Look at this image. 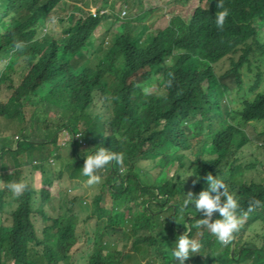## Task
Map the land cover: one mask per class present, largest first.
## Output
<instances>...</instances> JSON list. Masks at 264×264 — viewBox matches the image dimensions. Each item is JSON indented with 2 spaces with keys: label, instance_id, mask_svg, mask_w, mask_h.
<instances>
[{
  "label": "trees",
  "instance_id": "obj_1",
  "mask_svg": "<svg viewBox=\"0 0 264 264\" xmlns=\"http://www.w3.org/2000/svg\"><path fill=\"white\" fill-rule=\"evenodd\" d=\"M150 1L152 14L158 1ZM201 1L208 7L156 33L135 26L142 42L130 29L148 13L121 18L129 0H0V122L17 127L11 141L0 125V264H78L83 249L76 258L72 250L83 239L86 264H177L171 249L183 224L194 240L200 232L201 246L185 264H264V91L256 93L264 80L259 68L250 78L264 61V0H223L222 29L216 0ZM62 9L71 22L64 38L42 35ZM105 28L111 43L92 48ZM63 132L67 163L56 153ZM100 146L123 153V163L97 170L102 190L91 201L71 196L84 156ZM206 173L240 206L234 240L223 246L197 226L202 213L191 205L180 218L185 195L208 188L185 176ZM18 180L26 187L14 195L8 184ZM101 194L110 206L96 205ZM253 199L261 204L249 212ZM45 203L66 210L48 215Z\"/></svg>",
  "mask_w": 264,
  "mask_h": 264
},
{
  "label": "clouds",
  "instance_id": "obj_2",
  "mask_svg": "<svg viewBox=\"0 0 264 264\" xmlns=\"http://www.w3.org/2000/svg\"><path fill=\"white\" fill-rule=\"evenodd\" d=\"M216 7L221 10L215 13V25L217 29H222L225 24V18L229 15V11L224 7L223 0H216ZM96 8L92 9V11H94ZM123 10H125V13L122 15ZM122 11L121 17H124L127 14L126 9H122ZM45 30L46 29L42 27L40 33L45 35ZM145 40L146 37L141 41L143 42ZM68 135L70 134H67V136ZM68 148H70V145H68ZM123 159V153L110 151L109 148L104 146L95 147L92 152L84 156L81 175L84 176V180L82 181L86 186L85 190L88 192L87 196L84 195L87 197V201H91L92 197L94 196L92 189L89 187L94 184L99 186L101 184V177L97 174V170L105 167L109 164V162H112V166L114 164L120 165L123 163ZM34 164L37 165V163ZM189 175L195 176L193 184H196L200 182L201 179H203L207 182L208 188L206 190H200L196 194H193V192L189 191L187 195H185L186 198L180 205V218L183 219L184 210L189 208L188 206L191 205V208L194 209L196 213H202V218H199L196 221L197 226L205 227L215 237L220 245L223 246L227 244V242L232 239L233 233L238 230L240 225V219L238 216V210L240 206L237 198L233 194H229L226 191L223 180L217 178L216 176L214 177L211 173H206L203 177H201L199 174H188L185 177ZM33 180L34 178L31 181ZM25 187L26 183L23 180L12 181L8 184L9 190L14 195L21 194ZM78 189H81V186H78ZM75 190H72L71 192ZM101 190L102 189L100 187V191ZM71 196L82 197L83 195ZM222 197L223 200H221ZM103 202L104 199L103 195L101 194V203L96 205L103 208L105 206L103 205ZM260 204L261 201L253 199L249 204L248 211L251 212L254 206H259ZM214 212L217 213V218L210 219ZM183 226L184 231L176 236L175 246L171 249V257L172 259H176L177 264H185V261L190 256L200 253L199 249L201 247L198 243V239L197 241L192 239L188 235V232L185 231L186 225L183 224ZM188 226H190V224H188ZM189 231H191V229H189Z\"/></svg>",
  "mask_w": 264,
  "mask_h": 264
},
{
  "label": "rangeland",
  "instance_id": "obj_3",
  "mask_svg": "<svg viewBox=\"0 0 264 264\" xmlns=\"http://www.w3.org/2000/svg\"><path fill=\"white\" fill-rule=\"evenodd\" d=\"M158 1V7L157 9L152 13L149 14V7H153L152 6V2L150 0H129V4H126L123 9H126L127 14L124 17V20H129L132 19L134 15H138L142 12H147L148 16L146 17V19L141 22L139 24V21H135L132 23L131 25V31L134 34V39L137 41H141L143 38L146 37V32L142 31V29L140 28H134L135 26L141 25V26H145L147 28V31L150 33H156L157 31H161L163 29H165L168 26V23L171 19H173L174 17L180 16L181 18L184 19H189L190 16L193 15L194 12H196L197 8H199L200 6H202L203 8H207L208 5L205 3V1H201V0H192L191 4H193L194 6H190L189 7H183L184 3L183 0H157ZM70 2V1H69ZM166 2L167 5L165 6ZM70 4H72L70 2ZM81 5V2H78L77 6ZM118 5H116L117 8ZM165 6V8H164ZM120 10V6L115 10L117 13ZM83 12H86V10H84ZM91 12L93 14L94 11L91 10ZM62 14L59 15H55V13H52L50 15V19L47 21L48 23H46V25L43 26V28L47 29V32L45 30V33H48L50 35H52V33L54 34V36H56L57 38H64V31L65 29L69 28L71 26V22L68 20V14L70 13L69 10H61ZM125 13V10L122 11V15ZM76 16V14H75ZM50 24V25H49ZM119 25V24H118ZM107 38V30L105 29H100L97 32L96 35V39L95 41L91 44V47L94 48V43L97 42L98 40H103ZM112 41V39H106L105 40V45L110 44ZM262 42H264V40H262ZM167 62V60H165L164 63H162L161 68L163 69L165 67V63ZM229 65V61H225L224 63V67ZM259 66V67H258ZM259 68L260 71L262 72V80H264V61L258 62L257 65L253 66V73H250V78H253V74L256 72V69ZM158 70V69H156ZM153 72H155V70H153ZM136 79H138L136 77ZM247 81H249V79H246ZM157 91L156 89V84L154 82H148L147 83V87H146V92L149 94H153V92ZM258 91H264V83L261 84L259 90L256 91V93H258ZM44 111V110H42ZM37 116L40 117H44L43 114L41 113H37ZM27 118H29V115H27ZM1 123L2 128L5 130V134H7V136H11V141L12 139L14 140L15 134H17V127L15 124L13 123H5L4 121L0 122ZM19 125V124H18ZM1 134V133H0ZM247 134L249 135V137L254 140L255 139V134L251 129L247 130ZM5 138V137H3ZM9 141L10 138L8 137ZM68 136L66 133L63 132V136L61 139L60 136V140H59V145L57 148L56 153H60L62 155L63 161L67 163V158H68ZM10 147L12 149L16 148V145H14V143H12L10 145ZM145 169H147L149 166L148 164H145L143 166ZM30 175V168L27 166V172H26V176ZM37 175L35 174V178L33 180V182L35 181H39V178L36 177ZM65 177L68 178V175H66ZM77 183L78 186H81V189H76L75 191L71 192V195H88V192L85 190L86 186L84 184V182L82 180H76V181H71V183ZM113 184H110V186L106 189L111 188ZM4 187V182L3 180H1L0 178V188ZM92 189V192L95 195H97L100 191V186L97 184L91 185L90 186ZM84 188V190H83ZM90 200V199H89ZM110 201V197L108 196V194H106L105 196V201L103 202V205L105 206H110L109 204ZM45 209L47 210V214L48 215H52V216H57L58 212H64L66 210L65 208H61L59 207V205L57 203H45L44 205ZM123 222H121L122 224ZM188 224H190L188 222ZM82 226V224H81ZM81 228V227H79ZM166 232H163L162 235H165ZM195 236L197 238H199V234L200 232L196 231ZM246 236H250V231H248L246 233ZM197 238L195 239L197 241ZM246 239V237H243V240ZM234 239H232L231 241H233ZM128 248H130V242L125 243ZM87 246H90V244H87L85 242V240H79L77 242V244L74 246L73 250H72V255L73 258H76L79 255V250L83 249V253H82V258L79 259L78 264H86V259H84V251H86Z\"/></svg>",
  "mask_w": 264,
  "mask_h": 264
}]
</instances>
